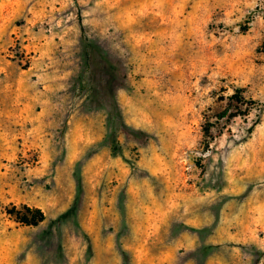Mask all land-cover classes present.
<instances>
[{
    "label": "rangeland",
    "instance_id": "374dc122",
    "mask_svg": "<svg viewBox=\"0 0 264 264\" xmlns=\"http://www.w3.org/2000/svg\"><path fill=\"white\" fill-rule=\"evenodd\" d=\"M0 264H264V0H0Z\"/></svg>",
    "mask_w": 264,
    "mask_h": 264
},
{
    "label": "crops",
    "instance_id": "0c3cea01",
    "mask_svg": "<svg viewBox=\"0 0 264 264\" xmlns=\"http://www.w3.org/2000/svg\"><path fill=\"white\" fill-rule=\"evenodd\" d=\"M35 83H38L37 81H35ZM33 84V86L32 87H34V85H36V84ZM40 83V82H39ZM46 88V87H45ZM17 99L19 98V94L17 95V97H16ZM56 99H57V103H58V100H59V98H58V96H56ZM30 101H31V104H35V105H38V106H40L41 107V112L42 113H46V114H48V105H49V102H50V97H49V94H48V92L47 91H45L44 90V88L43 89H41L40 91H38V93H36L35 95H32L31 96V99H30ZM95 120L92 122V123H94V124H92L93 126H94V128L96 129L95 130V134H94V138H95V140L94 141H92V143H94V144H98V143H101L102 141H103V139L105 138H107V135H109L108 134V132H109V130L107 129V128H105V123H106V121H105V123H102L103 121H104V117H103V115L102 114H100V113H98V114H96V116H95ZM106 119V118H105ZM96 121H100V126H98L97 124H96ZM90 150H91V147L87 150V151H89L90 152ZM86 160H85V156H81L76 162H75V165H76V167L78 166V165H80V163H83V162H85ZM75 194H76V192H75ZM184 223H182V225H183ZM213 224H214V222H213ZM185 225V224H184ZM181 227V224H180V226H178V227H176V229L177 228H180ZM170 228V227H169ZM209 228V227H208ZM212 228V227H211ZM175 228H172L171 227V230H174Z\"/></svg>",
    "mask_w": 264,
    "mask_h": 264
},
{
    "label": "trees",
    "instance_id": "16d2710c",
    "mask_svg": "<svg viewBox=\"0 0 264 264\" xmlns=\"http://www.w3.org/2000/svg\"><path fill=\"white\" fill-rule=\"evenodd\" d=\"M28 212L32 214V219L23 216L20 218V221L26 225H32V226H38L40 223L44 222L46 220V216L40 209H29L27 208Z\"/></svg>",
    "mask_w": 264,
    "mask_h": 264
}]
</instances>
